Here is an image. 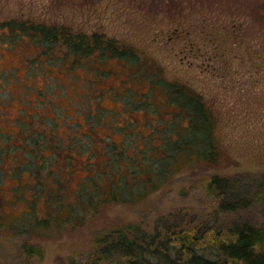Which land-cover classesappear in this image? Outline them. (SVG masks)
Listing matches in <instances>:
<instances>
[{"label": "trees", "instance_id": "16d2710c", "mask_svg": "<svg viewBox=\"0 0 264 264\" xmlns=\"http://www.w3.org/2000/svg\"><path fill=\"white\" fill-rule=\"evenodd\" d=\"M4 25L36 48L30 70L48 73V85L54 68L88 88L110 77L120 81L74 103L83 122L43 112V125L26 123L23 141L0 145V230L9 228L22 264L43 255L32 242L38 232L78 228L109 205L141 203L186 172L201 175L195 187L203 193L201 208L162 217L151 230L131 224L100 231L89 258L71 264H264V171L211 172L228 157L200 93L102 33L27 21ZM106 97L114 106L101 103ZM6 178L15 182L13 202L28 205L22 216L6 217Z\"/></svg>", "mask_w": 264, "mask_h": 264}, {"label": "rangeland", "instance_id": "374dc122", "mask_svg": "<svg viewBox=\"0 0 264 264\" xmlns=\"http://www.w3.org/2000/svg\"><path fill=\"white\" fill-rule=\"evenodd\" d=\"M12 21L64 25L133 46L142 57L160 65L168 80L200 93L213 110L228 158L211 172L264 171V0H0L3 147L12 140L23 141L26 123L43 125L38 120L43 112L57 111L60 121L62 115H70L83 122L74 103L81 104L84 94L98 96L101 88L120 83L110 77L91 88L83 87L67 70L54 68L50 75L54 81L48 85V73L30 70L36 48L27 39L16 40L4 25ZM41 90V95L46 94L42 102ZM101 103L114 106L111 97ZM200 177L181 173L141 203L109 205L78 228L55 226L38 232L32 242L40 245L43 255L35 257L33 264L83 262L92 254V240L100 231L131 224L151 230L162 217L201 208L203 193L195 188ZM14 184L10 178L2 184L8 218L22 216L28 209L27 204L13 202L10 189ZM40 214L45 215L42 206ZM249 216L257 219V211L251 210ZM8 222L3 226H9ZM6 229L0 230V264H22L19 245L11 241Z\"/></svg>", "mask_w": 264, "mask_h": 264}]
</instances>
